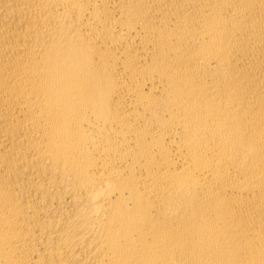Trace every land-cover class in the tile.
<instances>
[{
	"label": "bare ground",
	"instance_id": "1",
	"mask_svg": "<svg viewBox=\"0 0 264 264\" xmlns=\"http://www.w3.org/2000/svg\"><path fill=\"white\" fill-rule=\"evenodd\" d=\"M0 264H264V0H0Z\"/></svg>",
	"mask_w": 264,
	"mask_h": 264
}]
</instances>
